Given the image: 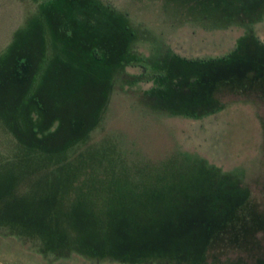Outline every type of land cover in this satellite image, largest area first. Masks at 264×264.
Masks as SVG:
<instances>
[{
	"label": "trees",
	"instance_id": "obj_1",
	"mask_svg": "<svg viewBox=\"0 0 264 264\" xmlns=\"http://www.w3.org/2000/svg\"><path fill=\"white\" fill-rule=\"evenodd\" d=\"M36 1H46L52 32L58 40L64 37L66 40L62 41L68 51L77 57L72 54L74 62L62 64V73L58 72V76L52 73V77L48 75L40 83L23 85L14 80L16 85L8 88L7 94L19 91L15 99H5L0 89V116L18 118L24 106L27 118L33 113L28 120L32 123L29 128L32 143H24L28 149L38 152L41 142L51 140L56 147L48 152L56 154L65 151L73 141L84 139L85 132L99 119L94 101H106L114 77L128 67L143 70V75L148 76L146 81L157 86L152 90L153 98L155 94L160 96L165 106L162 110L173 115L198 119L219 111L217 94L223 89L256 94L264 101V43L252 33L241 38L233 52L222 57L186 59L165 52L152 61L136 51V28L110 4L101 0ZM202 2V15L191 17L217 28L250 24L264 14V0ZM50 5L58 6V10L52 13ZM14 54L13 58L25 55ZM17 57L16 64L12 58L10 67L14 69L17 65L19 79L29 82V77L20 75ZM174 59L182 65L170 64ZM106 72L110 76L104 80L101 75ZM76 80L82 84L78 86ZM75 102L80 110L71 108L74 104L70 103ZM217 172L190 184L161 180L165 184L144 185L143 190L137 182H125L127 195L120 199L121 205L102 212L97 208L90 212L73 207L64 212L72 216L76 211L73 223L60 221L63 212H55L48 200L34 204L27 194L17 197L14 190L22 179L8 181L5 187L0 185V229L4 235L35 238L43 252L61 256L73 252L98 261L264 264V211L251 201L248 189L229 175L222 177ZM230 253L239 254L237 260L222 261Z\"/></svg>",
	"mask_w": 264,
	"mask_h": 264
},
{
	"label": "rangeland",
	"instance_id": "obj_2",
	"mask_svg": "<svg viewBox=\"0 0 264 264\" xmlns=\"http://www.w3.org/2000/svg\"><path fill=\"white\" fill-rule=\"evenodd\" d=\"M101 1L127 16L137 30L136 51L152 61L165 52L186 59L222 57L250 33L264 43V14L250 24L217 28L191 17L202 15V0ZM42 2L0 0V89L5 99L19 96L15 90L7 94L16 80L23 85L37 84L52 73H62L65 62H74L72 54L76 55L62 41L66 39L61 35L58 40L52 32L46 1ZM50 6L52 13L58 10V6ZM14 52L25 54L16 57L20 75L29 77V82L19 79L17 65L10 67ZM143 74L141 68L128 67L114 77L106 101H94L95 113H100L95 126L85 132L84 139L56 154L48 152L56 147L51 140L37 144L38 152L24 147L32 143L28 120L33 113L27 118L26 106L19 110L18 118L0 116V185L22 179L14 190L17 197L27 194L34 204L48 200L55 212H63L60 221L73 223L76 211L72 216L64 213L73 207L102 212L121 205L120 199L127 195L125 182H137L143 190L144 185L165 184L161 180L203 181L219 171L248 189L251 201L264 211V101L256 94L223 89L217 94L219 111L198 119L173 115L162 110L160 96L153 98L157 86ZM101 76L106 80L110 74ZM70 104L73 109L81 108L76 102ZM74 121L76 128L78 118ZM2 232L0 229V264H121L73 252L64 256L43 252L35 238ZM238 257L230 253L222 261Z\"/></svg>",
	"mask_w": 264,
	"mask_h": 264
}]
</instances>
